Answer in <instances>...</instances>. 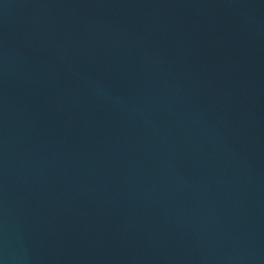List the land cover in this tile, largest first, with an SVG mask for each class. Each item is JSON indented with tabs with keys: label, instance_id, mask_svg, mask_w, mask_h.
<instances>
[{
	"label": "water",
	"instance_id": "95a60500",
	"mask_svg": "<svg viewBox=\"0 0 264 264\" xmlns=\"http://www.w3.org/2000/svg\"><path fill=\"white\" fill-rule=\"evenodd\" d=\"M0 264H264V0H0Z\"/></svg>",
	"mask_w": 264,
	"mask_h": 264
}]
</instances>
